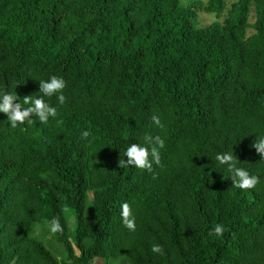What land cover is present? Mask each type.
Instances as JSON below:
<instances>
[{
    "label": "trees",
    "instance_id": "1",
    "mask_svg": "<svg viewBox=\"0 0 264 264\" xmlns=\"http://www.w3.org/2000/svg\"><path fill=\"white\" fill-rule=\"evenodd\" d=\"M51 75L67 81L55 119L0 113V264H264V0H0V90L22 101ZM145 134L161 164L121 166Z\"/></svg>",
    "mask_w": 264,
    "mask_h": 264
},
{
    "label": "clouds",
    "instance_id": "2",
    "mask_svg": "<svg viewBox=\"0 0 264 264\" xmlns=\"http://www.w3.org/2000/svg\"><path fill=\"white\" fill-rule=\"evenodd\" d=\"M39 92L42 95L32 96L26 95L21 101L17 93L6 90H0V113L7 114V120L10 122V127L17 128L21 125L32 124L34 118H38L42 124H48L50 119H55L58 116V105H63L67 101V96L64 90L67 87V81L64 77L58 75H51L47 79L39 80ZM56 97L58 104H53L49 99ZM18 101V102H17ZM152 121L155 125L163 127L160 116L153 115ZM89 131L85 130L82 133L83 137H88ZM144 143H130L124 150V156L127 159L119 161L121 166H135L140 169L152 170L153 165L161 164V151L165 147V140L159 136L145 134ZM253 147L264 155V136L256 139ZM216 161L220 165L226 166L230 173V178L233 184L240 189H252L260 181L257 175L252 174L247 168L239 167L236 156L231 152H219L215 156ZM121 216L124 225L134 231L137 227L135 216L132 212V207L128 202L121 205ZM50 231L52 233H62L64 227L59 218H53L51 221ZM226 231L223 223H217L213 229L210 230V235L215 234L222 237ZM154 253H161L162 246L154 244L152 246Z\"/></svg>",
    "mask_w": 264,
    "mask_h": 264
},
{
    "label": "rangeland",
    "instance_id": "3",
    "mask_svg": "<svg viewBox=\"0 0 264 264\" xmlns=\"http://www.w3.org/2000/svg\"><path fill=\"white\" fill-rule=\"evenodd\" d=\"M202 2H207L208 0H200ZM229 3L233 2L234 0H226ZM216 20H219L221 21L222 19H217L215 18V15L213 14H204V13H200V23H201V26H206V25H209L212 21H216ZM254 21V15L253 13H251L250 15V22H253ZM40 231L38 230L37 233L40 235L39 233ZM43 239L44 241L46 242L47 245L51 244L50 243V236L49 235H45L43 236ZM48 247V246H47ZM53 247V246H52ZM49 248V247H48ZM51 249V248H49Z\"/></svg>",
    "mask_w": 264,
    "mask_h": 264
}]
</instances>
